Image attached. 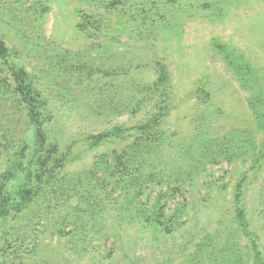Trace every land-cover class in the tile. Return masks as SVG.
Returning a JSON list of instances; mask_svg holds the SVG:
<instances>
[{
  "label": "rangeland",
  "instance_id": "obj_1",
  "mask_svg": "<svg viewBox=\"0 0 264 264\" xmlns=\"http://www.w3.org/2000/svg\"><path fill=\"white\" fill-rule=\"evenodd\" d=\"M0 40V187L35 193L0 264H264V0H0Z\"/></svg>",
  "mask_w": 264,
  "mask_h": 264
},
{
  "label": "trees",
  "instance_id": "obj_2",
  "mask_svg": "<svg viewBox=\"0 0 264 264\" xmlns=\"http://www.w3.org/2000/svg\"><path fill=\"white\" fill-rule=\"evenodd\" d=\"M7 57V47L4 42L0 40V59L5 60ZM10 72L13 76V79L16 82V91L15 94L18 98L20 104H23L27 110L31 122L33 123V149L31 154V167L28 168V171L25 174L26 180L33 181L34 177L32 175L33 171H39L40 174L43 173V169H46L49 165L52 154L55 152L56 146H52L51 149L46 147V136L42 128L41 122L38 119L39 112L37 110V98L35 92L32 90V87L26 81V72L22 68H16L14 66L10 67ZM165 71H162L161 76ZM153 125H144L142 127V135L148 134L153 130ZM34 167V169H32ZM25 183V182H24ZM0 187V217H5L12 210L20 211L26 204H28L34 192L31 188H26L25 184L20 185L15 193V197L11 199L8 195L3 193V190ZM238 218L240 221L244 222L243 212L240 209L238 211ZM256 246L254 245V248Z\"/></svg>",
  "mask_w": 264,
  "mask_h": 264
}]
</instances>
